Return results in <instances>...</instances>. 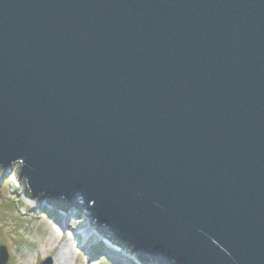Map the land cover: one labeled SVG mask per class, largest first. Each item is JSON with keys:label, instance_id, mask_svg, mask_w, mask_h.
I'll return each instance as SVG.
<instances>
[{"label": "water", "instance_id": "water-1", "mask_svg": "<svg viewBox=\"0 0 264 264\" xmlns=\"http://www.w3.org/2000/svg\"><path fill=\"white\" fill-rule=\"evenodd\" d=\"M12 165L143 263L264 264V0H0Z\"/></svg>", "mask_w": 264, "mask_h": 264}, {"label": "rangeland", "instance_id": "rangeland-1", "mask_svg": "<svg viewBox=\"0 0 264 264\" xmlns=\"http://www.w3.org/2000/svg\"><path fill=\"white\" fill-rule=\"evenodd\" d=\"M20 172V165L0 170V245L8 249L7 264H42L49 257L52 264H169L143 263L131 247L113 246L116 240L91 225L82 201L64 213L49 198L29 197Z\"/></svg>", "mask_w": 264, "mask_h": 264}, {"label": "trees", "instance_id": "trees-1", "mask_svg": "<svg viewBox=\"0 0 264 264\" xmlns=\"http://www.w3.org/2000/svg\"><path fill=\"white\" fill-rule=\"evenodd\" d=\"M27 192H28V196L32 198L33 196L31 195V192H30L28 189H27ZM58 203H59L61 209H66V204H65V201H64V200H60ZM90 223H91V225H94L91 221H90ZM94 226H95V225H94ZM100 230H102V229H100ZM100 230H99V231H100ZM102 231L105 232V236L111 238L110 236H108L106 230H102ZM111 239H112V238H111ZM115 243H116L119 247H123L122 242L119 243V241H115ZM141 262H142V261H141ZM105 263H106V262H105ZM106 264H108V263H106Z\"/></svg>", "mask_w": 264, "mask_h": 264}, {"label": "bare ground", "instance_id": "bare-ground-1", "mask_svg": "<svg viewBox=\"0 0 264 264\" xmlns=\"http://www.w3.org/2000/svg\"><path fill=\"white\" fill-rule=\"evenodd\" d=\"M22 188H24V187L22 186ZM69 212H73V208H72ZM59 218L63 219V217H59ZM99 245H100V246H99L100 248H103V246H102L101 244H99ZM103 249H104L105 252H107V253L110 251V250H108L107 247H106V248L104 247ZM114 256H115V257H118L119 255L116 256V254H114ZM114 256H113V257H114ZM151 260H152V259H149V262H151ZM154 261H156V260H154ZM149 262H148V263H149ZM158 262H159V261H158Z\"/></svg>", "mask_w": 264, "mask_h": 264}]
</instances>
